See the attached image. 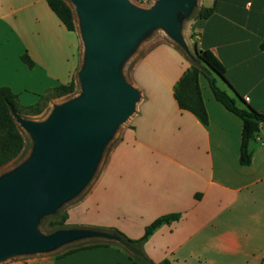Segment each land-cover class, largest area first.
<instances>
[{"label": "crops", "instance_id": "crops-1", "mask_svg": "<svg viewBox=\"0 0 264 264\" xmlns=\"http://www.w3.org/2000/svg\"><path fill=\"white\" fill-rule=\"evenodd\" d=\"M198 5L212 11L191 22L188 46L210 50L224 67V91L264 114V0H198ZM82 54L77 30L68 31L46 0H0V87H10L23 106L71 82ZM193 61L170 40L139 58L132 73V85L142 95L137 111L94 185L66 215L75 217L76 228L117 230L137 240L158 218L178 214L179 220L162 225L144 244L154 263L262 264L264 126L250 143L251 164L242 166L243 122L215 99L203 76L207 125L175 100L174 87ZM3 264L135 263L109 246Z\"/></svg>", "mask_w": 264, "mask_h": 264}, {"label": "water", "instance_id": "water-1", "mask_svg": "<svg viewBox=\"0 0 264 264\" xmlns=\"http://www.w3.org/2000/svg\"><path fill=\"white\" fill-rule=\"evenodd\" d=\"M83 42L78 72L81 92L53 105L45 120L13 112L32 139L29 157L0 176V264L48 254L93 238H118L92 229L41 232L42 220L55 215L91 182L117 129L137 111L142 95L122 73L128 58L154 30L195 59L182 22L197 0H156L141 6L131 0H70Z\"/></svg>", "mask_w": 264, "mask_h": 264}, {"label": "trees", "instance_id": "trees-1", "mask_svg": "<svg viewBox=\"0 0 264 264\" xmlns=\"http://www.w3.org/2000/svg\"><path fill=\"white\" fill-rule=\"evenodd\" d=\"M46 1L50 9L56 14L67 30L76 31L75 13L68 2L66 0ZM211 11L210 9H200L195 18H204L209 15ZM191 29L193 30V25ZM191 36L193 37V33ZM22 60L30 68L34 66V62L27 55H24ZM200 63L206 64L211 71L219 77H224V67L219 59L210 50H197L191 66L184 72L174 87L175 100L181 110L192 113L202 124L207 125L209 123V115L200 87V77H206L215 99L228 111L241 118L243 122L239 160L242 166H249L252 162L250 143L260 132L261 126H264V114L247 105H240L235 98L231 97L217 85V79L211 77L206 70L202 68ZM75 90L76 78L74 77L68 84L60 85L54 88L50 93L41 95L36 104L23 106L20 103L18 95L14 93L10 87H0V168L18 158L26 147V140L13 116V112H16L24 118H26L27 115H40L52 99L72 95L75 93ZM179 218L180 215L178 214L166 215L158 218L146 227L143 237L137 240L130 239L117 230L104 231L116 236L118 240L74 247L65 251L58 256V258L81 250L116 246L123 250L135 264H157L146 256L144 244L162 225L170 224L179 220ZM67 219L68 216L66 215L62 221L58 220L50 223V226L54 229L46 234H51L61 229H71L63 227V225L67 223ZM43 220L40 223V228H43ZM158 264H168V262L164 261ZM262 264H264V261Z\"/></svg>", "mask_w": 264, "mask_h": 264}, {"label": "rangeland", "instance_id": "rangeland-1", "mask_svg": "<svg viewBox=\"0 0 264 264\" xmlns=\"http://www.w3.org/2000/svg\"><path fill=\"white\" fill-rule=\"evenodd\" d=\"M68 2V4L72 7V9L74 10L75 13V7L72 4V2L70 0H66ZM132 2L139 4L141 6H150L151 4L154 3V1L156 0H131ZM198 1V0H197ZM199 10V5L197 4V6L193 9L192 13L190 14V16L186 19H183L182 22V32L184 37H186V39L189 38V28H190V24L191 22L195 19L197 13ZM75 23H76V30L80 36V29H79V22H78V18L77 15L75 14ZM192 34V33H191ZM81 38V36H80ZM163 40H167L169 41L170 39L167 37L166 33L162 30V29H156L154 30L148 37H146L137 47V49L135 50V52L131 55L130 58H128V60L125 62L123 68H122V73L124 75V77L126 78V80L132 84V73L135 67V64L137 63V61L139 60V58L150 48H152L153 46L159 44L160 42H162ZM82 41V40H81ZM171 41V40H170ZM190 48V47H189ZM82 49L83 48V42H82ZM191 52L193 54V56L195 57L196 52L193 50V48H190ZM83 57V54H82ZM200 65L202 66V68L204 70H206V72L213 78H216L218 81V85L222 90H227L226 86L224 84V82L220 79V77L215 74L213 71H211V69L204 63H200ZM78 75V74H77ZM76 75V90L75 93L72 95H67V96H63L60 98H54L52 99L47 106L45 107L44 111L42 114L34 116V115H27L26 118L27 119H32V120H45L50 112L52 111L53 105L55 104H61L64 103L72 98H74L75 96L79 95L81 92V87H80V83L78 81V77ZM202 83L206 84V87H208L207 84V79L206 77H202L201 78ZM209 89V87H208ZM210 91V89H209ZM211 92V91H210ZM233 96V95H232ZM234 98H236L235 96H233ZM40 97H37L36 100L34 101L36 104L39 101ZM138 107V105H137ZM135 114H133L125 123H123L116 131V133L114 134L113 138L111 139V141L109 142V144L107 145L101 162L98 166V169L93 177V179L91 180V182L88 184V186L73 200H71L70 202L64 204L55 215L52 216H48L46 218H44L43 220V228L39 227L41 232L46 234V233H50L54 228L50 226V223L55 222V221H62L65 217H66V212L67 210L74 205L75 203H77L80 199H82L86 193L91 189V187L94 185L95 181L98 179L104 164L107 161L109 152L111 151L112 147L115 145V143L118 141L121 133L123 132V130L129 125L130 121L132 120V118L134 117ZM19 128L21 129V132L26 140V147L24 149V151L22 152V154L16 158L15 160H13L12 162H10L9 164H7L6 166L0 168V176L3 175L4 173L16 168L18 165H20L21 163H23L30 155L31 151H32V139L30 137V135L23 129L21 128V126L19 125ZM77 218H85V216L82 215H78ZM75 217L72 216L71 219H67V223H65L63 225L64 228H71V229H83V228H76L75 226ZM68 225H72V227H69ZM74 225V226H73ZM58 228V227H57ZM143 236V235H142ZM108 239L105 238H93V239H86V240H81V241H77L71 244H68L66 246H63L61 248H59L56 251H53L51 253H48L47 255L53 256V257H58L61 254H63L65 251L72 249L74 247H78V246H82V245H88V244H92V243H104V242H108ZM123 251V250H122ZM124 252V251H123Z\"/></svg>", "mask_w": 264, "mask_h": 264}, {"label": "built area", "instance_id": "built-area-1", "mask_svg": "<svg viewBox=\"0 0 264 264\" xmlns=\"http://www.w3.org/2000/svg\"><path fill=\"white\" fill-rule=\"evenodd\" d=\"M246 101H249V98H246Z\"/></svg>", "mask_w": 264, "mask_h": 264}]
</instances>
